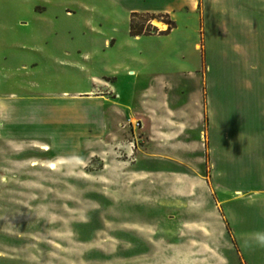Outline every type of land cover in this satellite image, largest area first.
<instances>
[{"label": "rangeland", "instance_id": "1", "mask_svg": "<svg viewBox=\"0 0 264 264\" xmlns=\"http://www.w3.org/2000/svg\"><path fill=\"white\" fill-rule=\"evenodd\" d=\"M114 9L0 0V264H264V86L221 80L219 28L136 12L135 38ZM149 84L201 95L181 147L151 139Z\"/></svg>", "mask_w": 264, "mask_h": 264}, {"label": "crops", "instance_id": "2", "mask_svg": "<svg viewBox=\"0 0 264 264\" xmlns=\"http://www.w3.org/2000/svg\"><path fill=\"white\" fill-rule=\"evenodd\" d=\"M109 1L113 4L115 8L114 11L116 13L118 11L119 15L122 14L121 19H125L127 31H129L130 14L133 12L168 14L175 23L170 29L172 32L179 27L178 23L182 17L187 18L186 21L193 19L197 20V32L200 35L203 34V36L206 33L204 25H208L210 29L213 28L217 30L219 28V68L221 80L223 76V80L227 82V76L229 74L230 76L235 75L236 84L256 85V88L258 85L264 86V40L259 41V36L264 35V0ZM183 26L187 28L186 30L188 31L195 30V28H190L189 22H186ZM212 34H216V32L212 31ZM132 36L135 38L141 37L140 35ZM213 41V44H215L217 40L214 39ZM104 42L105 44L110 43L107 39H105ZM199 46L206 49V45L203 41H196L193 43V48L195 50H199ZM100 81H104L107 87L109 86L113 91L115 96L114 99L118 104V106L114 105V107L120 113H127L126 107H128L129 104L124 100V97L122 98L121 93L117 91L109 79L93 77L92 86L94 87L95 84H99ZM166 89L167 88L162 84H160V86L149 84L141 89L137 98L140 111L149 123L150 132H153L151 139L155 142L157 149V146L161 147L164 144L162 142L167 141L173 144L175 143V145L179 147H181L183 143L186 144V139L182 138V136L179 134H168V131H197L200 129L199 125L202 123L205 115L201 105L199 107V105L195 103V100L201 97L199 93L194 91L193 93L191 92L187 93V95H183V90H181L178 94L175 93L172 98L173 103H171ZM89 92H91V90L80 91L79 94L73 95ZM238 93L239 92H236L233 97L231 94L228 95L227 90L225 92H220L221 104L224 106L225 114L227 113L228 99L231 98L237 101V99L241 98ZM251 97L258 101L259 109L262 108L260 114H264V92H259L258 95L253 93ZM244 98L246 97L242 96V99ZM239 106L245 108L241 103ZM179 124H183V126ZM225 130H227L226 127ZM154 173L157 174L160 172L155 171Z\"/></svg>", "mask_w": 264, "mask_h": 264}, {"label": "trees", "instance_id": "3", "mask_svg": "<svg viewBox=\"0 0 264 264\" xmlns=\"http://www.w3.org/2000/svg\"><path fill=\"white\" fill-rule=\"evenodd\" d=\"M136 14H137L136 12H133L131 14V17H130V21H129V33H130V35L143 34L141 31V27H138L135 23H133V18H134V16H136ZM164 16H166V20H162V19H160V20L165 21L169 25V29H166L167 31L163 32V33H166V32H168V30H170L175 25V23L173 20H170L168 18V15H164Z\"/></svg>", "mask_w": 264, "mask_h": 264}, {"label": "bare ground", "instance_id": "4", "mask_svg": "<svg viewBox=\"0 0 264 264\" xmlns=\"http://www.w3.org/2000/svg\"><path fill=\"white\" fill-rule=\"evenodd\" d=\"M152 23H153L154 25H157V26H160V27H163V26H164L163 23L157 22V21H155V20H152ZM41 148L46 149L45 146H43V147H41ZM51 166H52V165H50V167H51Z\"/></svg>", "mask_w": 264, "mask_h": 264}, {"label": "clouds", "instance_id": "5", "mask_svg": "<svg viewBox=\"0 0 264 264\" xmlns=\"http://www.w3.org/2000/svg\"><path fill=\"white\" fill-rule=\"evenodd\" d=\"M261 242L264 243V240H262Z\"/></svg>", "mask_w": 264, "mask_h": 264}]
</instances>
